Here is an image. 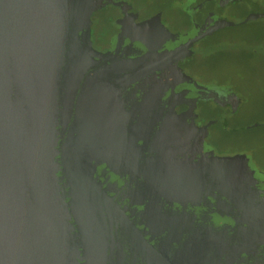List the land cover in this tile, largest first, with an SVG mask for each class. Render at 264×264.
<instances>
[{
  "label": "water",
  "instance_id": "1",
  "mask_svg": "<svg viewBox=\"0 0 264 264\" xmlns=\"http://www.w3.org/2000/svg\"><path fill=\"white\" fill-rule=\"evenodd\" d=\"M93 9L92 0H0V264H177L111 190L115 174L217 222L263 229L264 176L233 169L238 158L132 166L146 155L110 88L125 67L92 47ZM135 26L170 35L159 15Z\"/></svg>",
  "mask_w": 264,
  "mask_h": 264
},
{
  "label": "flooded vegetation",
  "instance_id": "2",
  "mask_svg": "<svg viewBox=\"0 0 264 264\" xmlns=\"http://www.w3.org/2000/svg\"><path fill=\"white\" fill-rule=\"evenodd\" d=\"M92 1V47L101 53L110 51L112 64L125 67L120 76L124 82L110 88L132 134L130 140L146 155H139L132 166L145 170L168 160L170 166L190 169L214 158L235 157L239 162L234 165L236 171L248 167L255 178L264 176L249 150L221 153L213 142L214 134L264 127V117L248 115L244 122L232 125L245 95L237 94L226 80L203 77L198 72L205 40L237 27L245 33L239 37L245 45L239 50H223L218 57L234 52L237 58L264 68V16L244 21L251 12L264 14L263 5L255 3L250 9L246 0H185L179 4L174 0ZM231 4L241 9L233 19L226 11ZM168 14L169 23L164 20ZM157 15L169 36L161 33L157 37L135 26ZM221 19L233 24L198 36L208 24ZM145 183L127 173L109 178L111 190L177 264H264V227L217 222L151 194Z\"/></svg>",
  "mask_w": 264,
  "mask_h": 264
},
{
  "label": "rangeland",
  "instance_id": "3",
  "mask_svg": "<svg viewBox=\"0 0 264 264\" xmlns=\"http://www.w3.org/2000/svg\"><path fill=\"white\" fill-rule=\"evenodd\" d=\"M174 1L179 4L185 0ZM255 3L264 7V0H246L245 5L251 9ZM226 11L228 13L226 14L230 15L229 18L233 19L232 16L236 15V12L239 13L241 9L231 4L226 7ZM164 20L169 23L167 21L170 20L169 14L164 17ZM250 26H252L251 23L247 25L249 28ZM237 28L221 30L214 37H208L209 39L205 40L207 46L204 45L206 47L203 52L204 57L198 68V72L203 77L226 80L236 89L237 94L245 95V102L241 105L240 113L235 115L232 125L244 122L248 115L258 119L264 117V68L257 62L237 58L234 52L232 56L225 53L224 58L218 57V53L223 50L232 51L234 48L239 50L240 45H245V41L239 38L245 33H240ZM248 121L251 122V120ZM213 142L214 149L221 153L249 150L250 152H247L255 165L260 170H264V127H255L251 131L229 135L214 134Z\"/></svg>",
  "mask_w": 264,
  "mask_h": 264
}]
</instances>
